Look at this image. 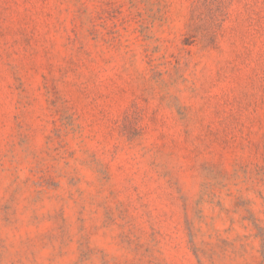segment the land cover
Returning a JSON list of instances; mask_svg holds the SVG:
<instances>
[{
  "label": "rangeland",
  "instance_id": "rangeland-1",
  "mask_svg": "<svg viewBox=\"0 0 264 264\" xmlns=\"http://www.w3.org/2000/svg\"><path fill=\"white\" fill-rule=\"evenodd\" d=\"M0 264H264V0H0Z\"/></svg>",
  "mask_w": 264,
  "mask_h": 264
}]
</instances>
